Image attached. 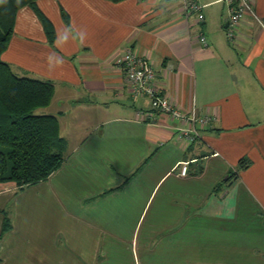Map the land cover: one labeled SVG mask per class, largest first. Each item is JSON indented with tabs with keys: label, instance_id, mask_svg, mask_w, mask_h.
<instances>
[{
	"label": "crops",
	"instance_id": "1",
	"mask_svg": "<svg viewBox=\"0 0 264 264\" xmlns=\"http://www.w3.org/2000/svg\"><path fill=\"white\" fill-rule=\"evenodd\" d=\"M199 2L201 25L180 0H37L52 43L34 10L17 12L1 60L53 84L35 114L56 117L65 150L45 181L0 183V264H264V0L233 40L225 4ZM127 48L176 108L215 116L200 143L133 96L116 64Z\"/></svg>",
	"mask_w": 264,
	"mask_h": 264
},
{
	"label": "trees",
	"instance_id": "2",
	"mask_svg": "<svg viewBox=\"0 0 264 264\" xmlns=\"http://www.w3.org/2000/svg\"><path fill=\"white\" fill-rule=\"evenodd\" d=\"M36 1L7 0L6 5L0 4V183L20 188L45 181L63 163L65 150L56 117L34 113L50 104L53 84L18 77L1 60L13 33L17 12L23 7L35 11L49 42L54 41L53 27L37 8ZM63 17L67 22V16L63 14ZM247 165L246 159H241L238 169H245ZM10 227V221L5 217L3 233Z\"/></svg>",
	"mask_w": 264,
	"mask_h": 264
},
{
	"label": "built area",
	"instance_id": "3",
	"mask_svg": "<svg viewBox=\"0 0 264 264\" xmlns=\"http://www.w3.org/2000/svg\"><path fill=\"white\" fill-rule=\"evenodd\" d=\"M219 1L225 4L228 9V26L225 31L228 40H233L235 30L245 16L250 15L256 18L253 11V0ZM180 6L183 19L186 22H190L192 19L199 25L204 22V6L200 4L199 0H180ZM196 38L203 47L207 46L206 35L202 30L198 31ZM116 64L124 72L133 96H147L153 111L166 114L180 123V126L177 127L178 139L185 147L201 142V127L214 122L215 116L210 114L199 115L195 111L186 112L171 104L158 87L155 71L151 64L136 54L132 48L125 49L117 59ZM188 164L187 161L181 164L179 171L181 177L187 176Z\"/></svg>",
	"mask_w": 264,
	"mask_h": 264
},
{
	"label": "clouds",
	"instance_id": "4",
	"mask_svg": "<svg viewBox=\"0 0 264 264\" xmlns=\"http://www.w3.org/2000/svg\"><path fill=\"white\" fill-rule=\"evenodd\" d=\"M0 4H7V0H0ZM75 38L79 39L81 42H83V40L85 39L86 33L83 31H80L79 33L74 34ZM64 40L67 39V34L62 38ZM62 63V58L57 59L54 63L51 57H49V67L50 68H54V67H58L60 64Z\"/></svg>",
	"mask_w": 264,
	"mask_h": 264
},
{
	"label": "water",
	"instance_id": "5",
	"mask_svg": "<svg viewBox=\"0 0 264 264\" xmlns=\"http://www.w3.org/2000/svg\"><path fill=\"white\" fill-rule=\"evenodd\" d=\"M225 26H226V27L228 26V22L225 24Z\"/></svg>",
	"mask_w": 264,
	"mask_h": 264
},
{
	"label": "rangeland",
	"instance_id": "6",
	"mask_svg": "<svg viewBox=\"0 0 264 264\" xmlns=\"http://www.w3.org/2000/svg\"><path fill=\"white\" fill-rule=\"evenodd\" d=\"M219 7H220V5H219ZM35 113V112H34Z\"/></svg>",
	"mask_w": 264,
	"mask_h": 264
}]
</instances>
